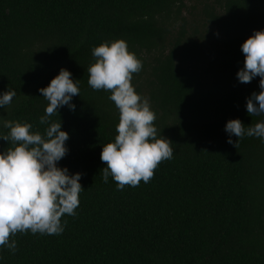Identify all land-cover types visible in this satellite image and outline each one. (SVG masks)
Listing matches in <instances>:
<instances>
[{"label":"trees","instance_id":"16d2710c","mask_svg":"<svg viewBox=\"0 0 264 264\" xmlns=\"http://www.w3.org/2000/svg\"><path fill=\"white\" fill-rule=\"evenodd\" d=\"M261 30L264 0H0V94L16 92L0 108V134L9 120L43 135L48 101L38 89L69 71L75 110L63 106L49 122L69 134L57 167L81 173L84 190L61 234L17 233L0 264H264V142L224 131L229 120H264L245 106L260 78H236L240 46ZM117 40L142 62L131 83L173 148L150 182L123 190L103 181L100 160L118 109L87 83L92 49ZM10 147L0 140V154Z\"/></svg>","mask_w":264,"mask_h":264},{"label":"clouds","instance_id":"9594fccd","mask_svg":"<svg viewBox=\"0 0 264 264\" xmlns=\"http://www.w3.org/2000/svg\"><path fill=\"white\" fill-rule=\"evenodd\" d=\"M244 56L243 68L236 73L242 84L259 77L260 91L246 99L249 117H264V30L254 31L240 46ZM95 63L88 68V85L96 91L110 92L109 99L119 112L114 142L102 147L100 160L106 164L102 170L105 183L111 176L118 190L125 186L137 187L150 182L157 167L173 157L172 142L162 137L154 126L156 114L147 98L136 93L132 85L133 74L142 69V62L128 51L123 40L102 43L92 49ZM78 81L63 68L49 85L38 89L48 101L40 124L49 126L42 135L33 132L30 123L3 120L8 129L0 140L13 147L0 154V247L15 253L17 244L12 237L17 233L59 235L64 226L61 218L75 216L82 191L81 173L69 175L67 168L57 164L68 154L66 141L69 134L61 130V121L49 122L58 115V109L68 106L74 96L80 95ZM15 91L0 94V108L10 105ZM224 131L237 137H257L264 142V120L245 127L239 119L229 120ZM231 138L227 143L236 148ZM66 223V221H65Z\"/></svg>","mask_w":264,"mask_h":264},{"label":"rangeland","instance_id":"374dc122","mask_svg":"<svg viewBox=\"0 0 264 264\" xmlns=\"http://www.w3.org/2000/svg\"><path fill=\"white\" fill-rule=\"evenodd\" d=\"M187 5L190 6V5H193V3L192 2H188Z\"/></svg>","mask_w":264,"mask_h":264}]
</instances>
